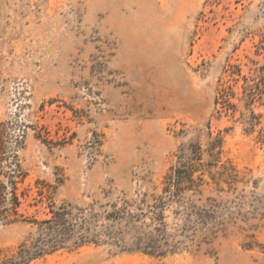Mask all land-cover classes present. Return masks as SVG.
<instances>
[{
    "label": "rangeland",
    "instance_id": "1",
    "mask_svg": "<svg viewBox=\"0 0 264 264\" xmlns=\"http://www.w3.org/2000/svg\"><path fill=\"white\" fill-rule=\"evenodd\" d=\"M229 65L264 77V0H0V186L16 182L21 203L17 223L0 222V259L29 246L49 207L145 209L178 155L205 149L209 123L224 182L205 173L187 219L165 212L186 228L178 251L87 244L29 264H264V106L246 133L239 83L235 115L213 118Z\"/></svg>",
    "mask_w": 264,
    "mask_h": 264
},
{
    "label": "trees",
    "instance_id": "2",
    "mask_svg": "<svg viewBox=\"0 0 264 264\" xmlns=\"http://www.w3.org/2000/svg\"><path fill=\"white\" fill-rule=\"evenodd\" d=\"M250 64L255 65L254 61H250ZM248 70L245 75L240 65H229L223 69L222 74L226 79L218 80L212 115L216 120L235 115L238 106L232 103L237 95L233 86L241 83L238 101L243 111L240 112L239 119L244 124L246 133L252 132L259 125V115L255 114L254 105L258 103L264 106V77H260L256 67ZM205 127V149L202 151L201 144L197 142L190 146L189 153L181 152L178 155L177 165L164 177L161 195L151 205L145 209L138 205L136 211L127 207H112L111 211L102 216L94 213L83 215L82 212L73 215L66 204L49 207L47 219L31 221L36 226L37 237L29 246L20 245L10 258L0 259V264H29L57 250L78 248L87 244H111L123 253H141L156 257L178 251L184 241L176 239L179 236L177 233L186 232V228L169 227L165 222V212L172 210V214L178 219L184 218L182 216L186 214L187 219L189 215L185 213L187 209L183 206V201L189 192L192 196L202 193L203 186L208 185L203 179L205 173L216 188L224 182L216 177V173L212 174L210 171L220 162L223 137L219 134L213 136L209 123ZM202 155L205 156L204 160ZM228 177L232 178V175ZM16 184L11 182L8 196L3 191L4 187L0 186V222L17 223L16 217L19 215L18 208L21 203L16 193Z\"/></svg>",
    "mask_w": 264,
    "mask_h": 264
}]
</instances>
